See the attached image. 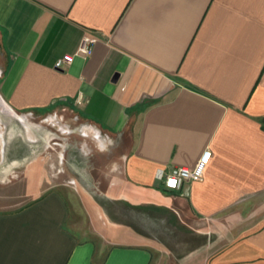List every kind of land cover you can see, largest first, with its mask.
Instances as JSON below:
<instances>
[{"label":"crops","instance_id":"obj_1","mask_svg":"<svg viewBox=\"0 0 264 264\" xmlns=\"http://www.w3.org/2000/svg\"><path fill=\"white\" fill-rule=\"evenodd\" d=\"M0 104V264H264V0H0ZM75 132L99 160L65 183L45 152Z\"/></svg>","mask_w":264,"mask_h":264},{"label":"rangeland","instance_id":"obj_2","mask_svg":"<svg viewBox=\"0 0 264 264\" xmlns=\"http://www.w3.org/2000/svg\"><path fill=\"white\" fill-rule=\"evenodd\" d=\"M8 110L5 108V105H1L0 104V120L1 123L5 122L7 120V118H9L10 116L8 115L9 112H7ZM60 112V111H59ZM63 119L66 122L67 121V115L66 113H63ZM13 122H17V125L19 126V122L15 119L12 120ZM28 123H33L35 124V122H37L35 120V118H30L27 121ZM46 127V126H45ZM49 129H51L49 127ZM63 134L61 132V134H59V138L60 140L63 139L62 137H64V135L66 136V130H62ZM46 132V131H44ZM51 132V130H50ZM56 131H54L55 133ZM75 135V136H74ZM57 136V135H56ZM4 137H0V143H2V140ZM66 140V138H65ZM70 140H72V142L76 141V146H75V152H73V150L69 151L68 149L65 148V150L63 151L62 147L60 146V159L58 157V152L55 150H48L47 152H45V154H47L48 158H47V164H48V170L50 172H52V170H54L56 172V170L59 171L58 173V178L61 182H65L67 183V181L69 180V178H71V176L73 174H76V176L78 178H80L79 176H81V179L83 178V175H85L87 172V170L89 169V166L91 163H93L96 159L99 160L97 157L99 154H97L96 152H90L89 146H93L94 141L93 138H91L90 136H81L79 135L77 132H75L74 134H72L70 136ZM52 142V141H49ZM62 143V142H60ZM96 148V147H95ZM59 161V162H56ZM54 163V164H53ZM58 163V166H57ZM51 165H53L51 167ZM53 168V169H52ZM81 173V174H78ZM3 175V174H2ZM69 184V183H68ZM70 185V184H69ZM72 186V185H71ZM8 189V184L7 185H3L0 184V194L3 195H8L11 194L10 190ZM18 191H20L18 189ZM16 193V191H15ZM24 203V201H22L21 199L19 200H10L8 198H0V208H15L18 207L20 205H22ZM161 218L166 219V217L161 216ZM148 219V218H147ZM146 220V219H145ZM188 224L190 226H194V227H201L202 222H199L198 220H194V219H186ZM145 222V221H144ZM149 222V221H148ZM153 222V221H152ZM146 223V222H145ZM144 226V225H143ZM147 227H145L146 229ZM148 232V230H147ZM146 234H150L149 232ZM212 232H210L209 234H198L195 232H190V231H183V237H185L187 239L186 243H187V249L190 251L191 248H194L196 246H199L201 244H206L208 242V240L210 238H212ZM183 239V238H182ZM176 261V260H175ZM162 264H173L174 259H163ZM197 264H204L202 262H198Z\"/></svg>","mask_w":264,"mask_h":264},{"label":"built area","instance_id":"obj_3","mask_svg":"<svg viewBox=\"0 0 264 264\" xmlns=\"http://www.w3.org/2000/svg\"><path fill=\"white\" fill-rule=\"evenodd\" d=\"M95 42V37H83L75 52L64 54L56 59L54 68L64 69L70 65L76 57L87 59L93 52ZM82 101L86 102L87 99L79 96L75 102L81 103ZM209 158L210 151L205 150L193 166H178L170 169L158 168L155 172V177L162 183L165 189L177 190L181 188L185 182L200 180Z\"/></svg>","mask_w":264,"mask_h":264}]
</instances>
